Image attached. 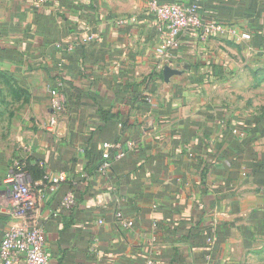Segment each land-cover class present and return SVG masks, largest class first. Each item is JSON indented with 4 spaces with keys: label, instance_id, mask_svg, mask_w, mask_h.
I'll return each instance as SVG.
<instances>
[{
    "label": "crops",
    "instance_id": "crops-1",
    "mask_svg": "<svg viewBox=\"0 0 264 264\" xmlns=\"http://www.w3.org/2000/svg\"><path fill=\"white\" fill-rule=\"evenodd\" d=\"M36 1L0 9V242L22 222L11 162H42L66 176L27 221L51 264H203L208 238L215 264H264V120L215 95L232 54L264 58V0H160L198 5L199 30L175 49L146 0ZM59 79L67 112L50 131L46 88ZM104 143L124 157L101 175ZM70 181L72 212L61 206Z\"/></svg>",
    "mask_w": 264,
    "mask_h": 264
},
{
    "label": "built area",
    "instance_id": "built-area-1",
    "mask_svg": "<svg viewBox=\"0 0 264 264\" xmlns=\"http://www.w3.org/2000/svg\"><path fill=\"white\" fill-rule=\"evenodd\" d=\"M50 0H37V5L46 3ZM147 8L157 23V31L160 35L162 43L169 49L178 47L179 38L187 31L199 30L200 17L198 5H185L183 3H163L160 0H146ZM91 38L87 37L86 41ZM57 48H61L59 44ZM67 50H72L71 46ZM46 92L49 98V107L51 116L48 122V128L51 131L57 123L58 116L67 112V96L64 93V83L56 80L52 87H47ZM150 102L149 98H145ZM127 146L131 147L132 142H127ZM111 152H114L111 155ZM124 157V152L118 144L104 143L102 144V158L104 160L117 161ZM13 170L7 176L6 183L11 184L10 198L13 203L11 215L14 218L21 219L22 222L10 226L4 233L0 242V263L1 264H50L48 253L45 247V236L43 228L39 225H29L28 219L31 218L35 211L38 200L42 199L44 190L54 192L60 183L65 181L66 176L58 173L55 176L46 174V183L37 191L31 188L30 178L17 168L14 164ZM110 167V163L104 162L98 172L104 175ZM74 205V196L68 193L61 206L63 209H69ZM116 221L124 228L132 229L134 220L124 217L117 212L114 215ZM102 224V221L98 222ZM208 250L204 256L203 264H215V257L212 252L213 239L206 240ZM147 264H154L153 260H148Z\"/></svg>",
    "mask_w": 264,
    "mask_h": 264
},
{
    "label": "rangeland",
    "instance_id": "rangeland-1",
    "mask_svg": "<svg viewBox=\"0 0 264 264\" xmlns=\"http://www.w3.org/2000/svg\"><path fill=\"white\" fill-rule=\"evenodd\" d=\"M2 6L3 0H0V9ZM232 55L235 64L215 82L216 99L241 118L264 119V58L241 56L239 61L238 54ZM11 163L13 170L16 161Z\"/></svg>",
    "mask_w": 264,
    "mask_h": 264
},
{
    "label": "trees",
    "instance_id": "trees-1",
    "mask_svg": "<svg viewBox=\"0 0 264 264\" xmlns=\"http://www.w3.org/2000/svg\"><path fill=\"white\" fill-rule=\"evenodd\" d=\"M93 7L91 5H89L87 7V9L93 10ZM157 78H162V76L160 74L159 75L152 74L148 79L151 80V79H157ZM258 119L261 120L262 118H258ZM262 120H264V119H262ZM113 154H114V152H111V155H113ZM104 162L110 163V167H111L112 164L116 161H113L111 158L109 160H104L102 158V152H101L100 159L96 162V164L93 167V168H95L94 171L97 170ZM17 168H19L21 172L25 173L30 178L31 188L33 191H37L39 188H41L40 186H34V184L41 182L44 185L46 183V180H45L46 171H45V166L42 162L30 163L29 161H17ZM106 176L111 178V175H106ZM68 185H69L70 192L72 194L74 193L73 194L74 205L72 207H70L69 209H66V210L68 212H72L75 209L76 204H77V200L75 197L76 190H75V185L72 183V181H70L68 183ZM86 194H88V191H86ZM48 257H49V262L51 264L49 254H48Z\"/></svg>",
    "mask_w": 264,
    "mask_h": 264
},
{
    "label": "water",
    "instance_id": "water-1",
    "mask_svg": "<svg viewBox=\"0 0 264 264\" xmlns=\"http://www.w3.org/2000/svg\"><path fill=\"white\" fill-rule=\"evenodd\" d=\"M170 74H171L170 71L165 70V72H164V77H165V78H168V77L170 76Z\"/></svg>",
    "mask_w": 264,
    "mask_h": 264
}]
</instances>
